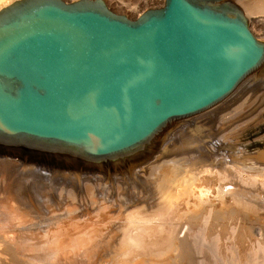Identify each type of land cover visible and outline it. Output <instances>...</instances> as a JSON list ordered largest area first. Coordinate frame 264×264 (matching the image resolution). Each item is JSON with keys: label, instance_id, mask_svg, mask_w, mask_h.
Instances as JSON below:
<instances>
[{"label": "water", "instance_id": "water-1", "mask_svg": "<svg viewBox=\"0 0 264 264\" xmlns=\"http://www.w3.org/2000/svg\"><path fill=\"white\" fill-rule=\"evenodd\" d=\"M249 76L264 42L224 0H165L136 19L103 0L0 9V157L134 179L176 127Z\"/></svg>", "mask_w": 264, "mask_h": 264}, {"label": "bare ground", "instance_id": "bare-ground-1", "mask_svg": "<svg viewBox=\"0 0 264 264\" xmlns=\"http://www.w3.org/2000/svg\"><path fill=\"white\" fill-rule=\"evenodd\" d=\"M75 1H77V0H75ZM225 1H230L231 3H233L234 5H236L237 7H239L241 9L244 18H246L248 21V28L251 31V33L254 35V37L259 42H264V0H224V2ZM10 2H11V0H0V9L7 6V4L8 5L11 4ZM160 2H161V4H163L164 0H161ZM261 83L264 84V79H259V78H256L254 76H249V77L245 78L244 80L239 82V84L234 88V90L229 95H227L220 102H218L217 104L212 106V108L215 107L216 105H217V107H215L213 109L211 108L212 110L209 109L210 111L208 113L205 112L206 114L204 113L203 116L201 115L200 117L198 116V118H192V120H190L189 122H187L185 124V127H196V126H198V128L200 127L202 129H206L209 126V127H211L209 129H212V128H215L214 124L217 123L219 125V129H218L219 131H216L215 143L218 147L220 146V145H218V143L225 145V147H226L225 149L226 150L228 149L227 151H225L226 153L223 152L225 154H222V153L218 154V151L221 152L222 149L221 148L217 149L216 148L217 146L215 147V144H214V147L216 149H214V147H212L213 144H212V146L209 144L211 142L209 137H207V136H203L204 138L201 137L200 134H202V132H203V131H201V133H198L196 135L191 134L194 137L190 136L189 139H186L187 141L182 140L181 141L182 146L186 147L188 149L186 150L185 153H182V154L180 153L179 155H176L175 157H173V155L172 156L164 155V153H165L164 150L162 151L164 153L160 152L162 147L165 145V141H166V138H165L162 145L159 147L157 153L152 158V160L147 162V164L136 168V170L134 169L135 170L134 171V173H135L134 179H136V182H133L132 179L130 178L131 183L129 184L128 182L125 181L126 183L124 185L126 187L135 188V186L137 187V185H135V184L140 183V182L145 180L148 182V184L150 185V188L152 190L151 194L147 193L150 195L149 199L151 202L150 204H152V206H150V204H148L149 207L148 206H147V208L144 207L145 209H141V210L145 211V213L149 212L148 213L149 215H153L154 213H157V215L158 214L169 215L171 213V210L174 208V206H176L180 203L183 204V206H184V204L189 203L187 205L189 208V206H191V204H190V199L188 197L191 198V196H193V195L195 196V194H196V195H198V197L196 196V198H198V200L195 201L196 198L194 199L192 207L189 210L190 216L188 215L189 212L186 209V211L188 212V214H186V215L189 216V219L193 222L196 221L197 223H198L197 220L202 219L203 222H205V224H202V225H205V227L208 226L206 224L211 225L212 228H210V229H211L212 233H214L216 231L221 233L217 229V227H220L222 231L226 230L227 232L230 231V233H232V232L234 233V231H233L234 226H231L233 224V221L224 217V213L234 214L236 212L235 211L236 208L232 209V211L234 210L233 211L234 213H232V212H230L231 210L228 211V209L230 208L227 206L228 204L225 206V203H227L226 201L229 199L227 196L230 197V195H232L234 191L231 189L232 187H230V188L229 187H223V188L221 187V189L219 188L220 191H219V193L217 192L218 193L217 195L215 194L213 196L208 197L210 192L208 194L205 193L206 190L208 191L209 190L208 188L211 187V185H210V187H208V185L210 183H212V181H215L217 179L221 180L224 178L223 177L224 174L223 175L221 174L222 176H220V174L215 173V175L212 176L210 174L211 173L210 172L209 173L210 175H209L208 172L211 169L208 167L209 166L208 164H210L214 161L215 163H213V164L215 165L216 162H219L221 159H223L224 162L227 161L228 163L230 162L231 164L233 161V165H234L233 170L235 169L236 176L240 170H245L244 171L246 173L245 174L246 176H244L245 179H251V181H252V179H257V180L258 179H262V180L264 179V144L259 143L258 144L259 146H258V145L254 144L256 141V138L254 140H253L254 137L251 139L245 138V134H247L248 132H252L255 129L258 131H260V130L263 131V138L259 142L263 143V141H264V88L261 89V91H260V87L263 86V85H261ZM259 84H260V86L257 87V85H259ZM225 99H227V100H225ZM222 101H224V102L221 105H218ZM199 114H197V115H199ZM194 116H196V115H194ZM185 127L183 129H185ZM186 130H188V128ZM217 133H220V134L217 135ZM210 134H211V132L209 134L207 133V135H210ZM179 135H180V131L179 132L177 131L176 133H173V134L169 133L166 137L167 138L170 137L169 138L170 140L172 138H174V140H175L176 138H178ZM258 136H260V134ZM220 137H221V140H220ZM199 144H200V146H199ZM177 145H179V144H177ZM195 146H198V148ZM192 147H195V150L189 149ZM181 149H182V147H181ZM199 151H201V153H199ZM220 163L221 162H219V164ZM177 164H179V165L184 164V165H182V166L178 165L177 166ZM225 164H226V162H225ZM206 166L208 167V169H210L207 172L209 177H207V176L202 177V174H199V173H201L199 171L200 170L202 171V169L206 168ZM211 167H213V166H211ZM224 167H226V166H224ZM214 169H217V168H214ZM218 169H217V172H221V171H218ZM204 171H207V170L205 169ZM224 171L225 170H222V173H224ZM230 171L232 172L231 169H230ZM231 172H228V173H231ZM212 173H213V170H212ZM197 174L201 175V177H197L198 176ZM204 174L205 173H203V175ZM242 174H243V172H242ZM233 175H232V177H233ZM241 175H239L238 177H236V176L235 177L242 179V178H240ZM227 177H229V176H227ZM235 177H233V179ZM120 178L122 179L121 176H120ZM54 179L58 180V182L56 181V183H55ZM102 179L104 180L103 177H100V176H97L94 174L78 176V175L66 173L63 175H58V173H56V174L51 173V172L49 173V171L43 170V169L38 168V167H26V168H24L22 166V164L19 161H17L15 158L12 159V157H0V212H1V214H0V232H3V229L7 228V227H5L6 225H4V223H3L6 221H2L3 220L2 218L4 217V215L6 216L9 213H11L12 209H18V208H20V206L22 208V206L30 205V206H32L31 208H35V209L39 210L38 200L40 198H38L39 197L38 194L43 195L44 200H46V202H47V200L50 201L52 198H57V199L61 198V197L63 199H71L72 197H74L73 199L81 198V197H83L82 194L85 191V189H88V190L94 189L97 191L98 188L104 187L105 183L107 184L108 181L107 182L102 181ZM110 179H112V178H110ZM228 181H229V179H228ZM230 181L228 182L229 184H230ZM111 182H112L111 188H113V189H115L116 187L118 188L119 184H123L120 180H118V178H115V176L111 180ZM263 182H264V180H263ZM57 183H60V185H62L63 183L66 184L67 188L72 186V188H71L72 192H70L71 190L69 192H66L67 190L64 191L63 189H65V188L62 186L63 189L61 187L60 188L64 191V193H62V195H61L58 192L60 195L59 196L55 195L54 191H56L58 189V185H59ZM212 184H214V182ZM215 184H214V186H215ZM218 184H216V185H218ZM223 184L221 183L222 186H225V182H223ZM226 184H227V182H226ZM109 185H111V184L109 183ZM124 185H121V186H124ZM125 186H124V189L126 190ZM215 190L218 191V189H216V187H215ZM215 190H214V193L216 192ZM253 190H255V189H253ZM261 191H262V188H261ZM123 192H122V194H123ZM203 192L205 193V195L207 194V197L203 196L204 195V194H202ZM69 193H72L73 195H71V194L69 195ZM88 193H89V191H88ZM124 194H126V193H124ZM199 194L201 196H199ZM210 195H212V194H210ZM249 195H251V194H249ZM256 195H258V194H256ZM242 196H241V198H242ZM124 197L126 199V196H124ZM131 197L132 196H129L128 198H131ZM202 197H204V198H202ZM243 197H246V196L244 195ZM200 198H202V199H200ZM250 198H253V197L251 196ZM149 199L147 201H149ZM187 199H189V202H187L188 201ZM260 199H263V198H260ZM151 200L154 202L157 201V202L161 203L160 204V203L156 202L157 204H155L153 202L155 204V206L156 205H161V206H159V208L157 206L154 207ZM126 201H124V202L126 203ZM131 201L133 204H135L136 202L137 203L139 202V201L132 200V199H131ZM15 203H17V204H15ZM127 203H129V202H127ZM142 203H144V202H142ZM147 203L148 202H146L144 204L147 205ZM191 203H192V201H191ZM136 205H138V204H136ZM126 206H128V205L126 204ZM143 206L144 205L142 204L141 206H138V207L140 208ZM122 207H120V209ZM136 208H137V206L133 207V208L131 207V210H130V208H127L128 213L122 212V214H123L122 216L125 217L124 219L126 221L125 222L123 220L125 223V224L123 223L124 224L123 227L125 228V230H124L125 232L123 231L124 228H122V231L124 232V234H123L124 237L121 236L123 243H125L124 242L125 240H132V239L138 238L139 234H136L138 231H142L143 233L149 232L147 234H150V232H157L159 234L160 232L163 231V230H159V229H161V227H160L161 223L159 225L154 226V227L149 226L148 227L149 230L147 227H145L143 225H138L137 224V223H139L138 221L143 222L144 219H141L138 217L139 216L138 212L140 209L139 208L136 209ZM226 208H227V210L225 211ZM121 211H123V208L121 209ZM140 214H141V212H140ZM160 215H158V217ZM6 217H8V216H6ZM136 217H138L139 219H137ZM111 218L112 217H108L107 218L108 221H104L105 226H103V229L100 230V232L96 233L92 237H90V234L88 233V231H80V233H76L77 230H72L70 228L68 229L66 227L61 228L60 230H58L59 232H57V233L51 232L48 236L43 234V235L38 237L39 233H34V232H32L30 234H25V235H28V237H31V239H32L31 246H29L30 243L28 245L29 246L28 247L29 249L27 250L28 254H25L27 252L24 251V249H27V247L24 246V244H25V242H23L24 240L21 241V243H15L14 240L18 239V237L14 238V236H12L14 238L13 241L11 238H8L9 235H6V233L8 231L11 232L10 230L14 229L12 227L9 228L10 226L8 225V228L10 230L7 228L5 231H7V230L8 231L5 234H4V232H3V234L0 233V238H1L0 240H2V242H4L3 245L8 244V246L7 245L4 246V247L7 246L5 253H7L9 251V256H7L9 258L7 260H11L10 263H6L7 262L6 261V262H4V264L5 263L6 264H39L36 262L37 257H34V254H36L37 252L39 253V251H40V253L43 252V256L45 258V259L43 258V260L41 261L40 264H115V263H118L119 261H122L121 258L125 255V253H122V255H120L122 257L119 256L120 258L118 260L114 259L115 257L108 258L107 254L109 252L107 251V247H108V245L113 243V241L111 240L112 239L111 236H110L111 239L109 238L111 243L108 242L109 240L107 241V239H105L106 237L104 238V231L106 229H108V232L106 233L107 235L110 232V230L107 226H108V224H110ZM159 218H161V217H159ZM8 219H10V220H8L6 223L11 224L13 222L12 218L9 216ZM118 219H120V218H118ZM61 220L62 219H60L59 222ZM134 220L137 221V223H136L137 226L133 227L134 223L131 225L129 223L131 221H134ZM147 220H145V221H147ZM150 221H152V220H150ZM238 221H239V218H238ZM100 222L103 223V221H100ZM112 222H114V221H112ZM199 222H200V220H199ZM197 223H195V224H197ZM143 224H144V222H143ZM221 224L223 225V227L221 226ZM99 225L101 226L100 223H99ZM128 225H130L128 228H131L129 230H127L128 228L126 227ZM142 227H144V228H142ZM145 228H147V230ZM168 228H170V227H168ZM170 229H171V231L168 230V231L163 232V234L165 233L166 238H165V236H163V237L158 236L157 237V240L159 239L162 241L161 243H164L165 242L164 240H166V239L169 240V242H167V243H170L171 249L166 247V249H169V250L164 251V253L166 252L165 253L166 254L165 259L170 260V257L172 258L171 255L175 251H178L179 249L181 250V246L182 245L186 246V245H184L186 243L190 245V248L192 247L191 250L194 252H191V254L192 253L195 254L194 256L195 257L197 256V259L199 258L198 260L200 263L205 257H210V258L212 257V254L210 252L207 251V252L201 253L202 251L200 248H198V249L195 248L196 245L193 243L192 238L190 239V237H188V236L186 237V235L184 237H181V238L176 237V235H173L172 228H170ZM158 230L160 232H158ZM231 230H232V232H231ZM115 232L116 231H114L113 233L117 236V233H115ZM218 232H216V234H214V237L217 236ZM18 233L20 235L22 232L20 231ZM219 233H218L217 237H219ZM8 234H10V233H8ZM111 235H113V234H111ZM23 237H26V236H23ZM28 237L26 238V240L28 239ZM42 237H44V238H42ZM108 237H109V235H108ZM113 238H114V235H113ZM139 238H140V236H139ZM143 238H144V236H143ZM219 238L215 239L216 241L218 240V242H214V243L211 242L212 245L215 243L216 244L219 243V240H220ZM229 238H230V236H229ZM225 240L223 242L224 244L226 243ZM232 240L233 239L231 237V241ZM114 241H115V239H114ZM257 241H259V240H257ZM146 242H147V239H146ZM138 243H140V242H138ZM138 243L136 242V243H134V245L138 244ZM230 243L228 246H230ZM233 243H235V242L233 241ZM253 244L256 246H254ZM128 245H131V242ZM132 245H133V243H132ZM163 245H165V244H163ZM212 245H211V247H212ZM231 245H232V243H231ZM137 246H140V245L138 244V245H136V247ZM183 246H182V248H183ZM200 246H202V245H200ZM263 246L264 245L261 246L259 242L252 241L251 243H248L247 245L240 247L238 257L240 258V261L242 262V264H264V247ZM4 247H1V245H0V248L3 249ZM237 247H238V245H237ZM63 248H66L67 251H62ZM201 248L203 249V247H201ZM225 248L227 249L230 247H227V245H226V247L224 246L223 249H225ZM230 249H227L226 252L229 250V253H230ZM233 249H232V251L236 250V249H234V250ZM3 250H1V251H3ZM110 250H112V248ZM150 250L151 249H149V251ZM211 250H214V248ZM114 251L115 250H113V252ZM187 252H189V249H187ZM5 253H3V254H5ZM144 253H147V252H144ZM189 254H190V252H189ZM112 255L110 254V256H112ZM198 255H200L202 257V259ZM235 255H237L236 252H235V254L233 253V256H235ZM238 257L236 259L239 260ZM210 258H209V260L212 259V258L211 259ZM234 258L231 257L230 261L235 262ZM209 260H208V262L211 263V261H209ZM147 261H148V259H147ZM230 261L228 262L229 264H230ZM241 262H240V264H241ZM123 263H125V261ZM238 263H239V261H238ZM126 264H127V261H126ZM146 264H148V262ZM212 264H213V262H212ZM235 264H236V262H235Z\"/></svg>", "mask_w": 264, "mask_h": 264}, {"label": "rangeland", "instance_id": "rangeland-1", "mask_svg": "<svg viewBox=\"0 0 264 264\" xmlns=\"http://www.w3.org/2000/svg\"><path fill=\"white\" fill-rule=\"evenodd\" d=\"M13 1H15V0H11L10 3H12ZM63 1L66 2V3H70V2H73L75 0H63ZM104 1L107 4V7L112 12H114L116 14L124 15V16H126L127 18H129L131 20L136 19L139 14H141L142 12H144V11H146L148 9H157V8L163 7L164 2H165V0H164L163 4H161V2H160L161 0H104ZM262 83H261V85H263V86L260 87V91H261V89L264 88V84H262ZM259 86H260V84L257 85V87H259ZM225 100H227V99H225ZM224 101H222L218 105H221ZM215 107H217V105ZM215 107H213V108H215ZM211 108H209V109L212 110L213 108L212 109ZM209 109H207L208 111L205 110L204 112H201L199 115H196V116H193V117L189 118L188 120L183 122L181 125L176 127L174 129L175 131L173 130L174 132L171 131L170 133H172V134L176 133L177 131L178 132L180 131V135L175 140H174V138H172L173 140L172 139L170 140L169 139L170 137L169 138L166 137L165 145L162 147L160 152H162L164 150L165 153L162 152V153H164V155H166V156H169V155L172 156L173 155V157H175L176 155H179L180 153L181 154L185 153L188 148L183 147L181 141L182 140L183 141H187L186 139H189L190 136L194 137L193 135L201 133V131L204 132V133L202 132V134H200L201 137H203V136L209 137V139L211 140V142L209 144L211 146L213 144L212 147H214V144H215V147H216L217 145L215 143V141H216L215 140V137H216L215 134H216V131H219L218 130L219 129V125L217 123L214 124L215 128H212V129H209V128H211L209 126L207 128L205 127L206 129H202L200 127L198 128V126H196V127H185V124L187 122H189L190 120H192V118H198V116L200 117L201 115L203 116L205 112L208 113L210 111ZM184 127H185V129H183ZM187 128H188V130H186ZM210 132H211V134L207 135V133L209 134ZM191 134H193V135H191ZM219 134L220 133H217V135H219ZM259 134H260V136H258ZM245 138H247V139L253 138V140L256 138V141L254 143L255 145H258L259 143L260 144H264V141H263V143L259 142L263 138V131H261V130L258 131V130L254 129L252 132H248L247 134H245ZM220 140H221V137H220ZM177 144H179V145H177ZM218 145H220V146L222 145L223 146V147L222 146L221 147L220 146L216 147L217 149L218 148L222 149L221 152L218 151V154H221V153L225 154L226 153L225 151L228 150V149L227 150L225 149L226 148L225 145L224 144H219V143H218ZM199 146H200V144H199ZM181 147H182V149H181ZM195 147L198 148V146H195ZM195 147H192V148H189V149H194L195 150ZM215 147H214V149H216ZM223 152H225V153H223ZM199 153H201V151H199ZM219 162H221V163L219 164ZM219 162H216V164L214 165L213 163H215V162L213 161L212 163L208 164L209 166L207 165L211 170L208 169V167L206 166V168L202 169L203 172L201 170L199 171V172H201L199 174H202V177L203 176L209 177L210 174L213 176V175H215V173L220 174V176H222L224 174L223 175L224 178L222 177L223 179H221V180L217 179L215 181H212V183L214 182V184L216 182H217L216 184L219 183L218 185L215 184V186H214V184H212V183H210L208 185V187H210V185H211V187L210 188L207 187L209 190L208 191L206 190V192L204 191L207 194L210 192L208 197L209 196H213L215 194L217 195L219 193L221 187L222 188L223 187H229V188L232 187L231 189L234 191L233 194L230 195V197L227 196L230 200L228 199L226 201L227 203H225V206L228 204L227 206L230 207L228 209V211L231 210L230 212H232V213H234L233 212L234 210L232 211V209L236 208L235 209L236 212L234 214H230V213L226 214V213H224V217H226L229 220L233 221V224L231 226H234V229H233L234 233L231 230L232 233H230V231H228L230 233L229 234L226 230L222 231L220 227H217V229L221 233H219L216 230L215 231L219 233V237L222 235L220 238L217 237L218 233H217V236L215 235L216 237H214V234H216V232H214V233L211 232L210 228H212V227H211L210 224H206V225H208L207 227L209 229L207 227H205V225H202V224H205V222H203L202 219H199L200 222H199V220H197L199 224L196 221L193 222V221H191L189 219V216H190V211L189 210L192 207L194 199L196 198V196L198 197V195L195 194V196L193 195V196H191V198L188 197L190 199V204H191V206H189V208L187 206L189 203L188 204H184V206H183V204L180 203V204L174 206V208L171 210V213L169 215H164V214L160 215V214H158V215H160L159 217H161V218H159L157 213H154L153 215H149L148 214L149 212L145 213V211L141 210V209L147 208V206L149 207L148 204L151 203L150 199H149L150 198L149 194H151L152 190H151L150 185L148 184V182L144 180L145 182L142 181L140 183L135 184V185H137L138 188L136 186H135V188L126 187L124 185L126 182H128L129 184L131 183V180H130V178L128 176H126V177H122L121 176L122 179L120 178V176H115V178H118V180H120L123 183V184H119L118 188L116 187L115 189L111 188V186H112L111 180L114 178V176L110 177L112 179H109V180H106V179L103 180L102 179V181H106V182L108 181L107 184L105 183L104 187L98 188L97 191L94 190V189H92V190L85 189V191L82 194L83 197H81V198H75V199H73L74 197H72L71 199H63L62 197L58 198V199L57 198H52L50 201L47 200V202H46V200H44V196L38 194V196H39L38 198H40L38 200L39 210L35 209V208H31L32 206H30V205L22 206V208L20 206V208H18V209H12V212L9 213L6 216H8V217L10 216L12 218L13 222L11 224L6 223L10 219H8V217H6L5 215H4V217L2 216L3 217L2 221H6V222H3L4 225H6L5 227L8 228V225H9L10 226L9 228L12 227L14 229L10 230L8 228L11 232H9L8 230H7L8 231L7 232V231H5L7 228H5V229H3V232H4V234L7 232L6 235H9L8 238H11L12 241L14 240V238L18 237V239L14 240L15 243H21V241L24 240L23 241V242H25L24 246L27 247V249H24V251L27 252V250L29 249L28 247L31 246V244H32V239H31V237H28V235H25V234H30V233L34 232V233H39L38 237L43 235V234L48 236L51 232L57 233V232H59L58 230H60L61 228L66 227L68 229L70 228L72 230H77L76 233H80V231H88V233L90 234V237H92L96 233L100 232V230L103 229V226H105L104 221H108L107 218L108 217H112L111 220H110V224L111 223L112 224L111 225L108 224V226H107L109 228L110 232H111V233L109 232L110 234L108 233L109 237L106 234L108 232V229H106L104 231V238L106 237L105 239H107V241L109 240L108 242H110V239L112 237L111 240L113 241V243L110 242L111 244L109 243L110 245H108V247H107V251L109 252L107 254L108 258L115 257L114 259L118 260L120 257H122L120 255H122V253H125V255L121 258L122 261H119L118 263H115V264H122L124 261H125V263H123V264H126V261H127V264H146L147 262H148V264H208V263L212 264V262H213V264H229L228 262L231 260L230 259L231 257H233V258L235 257L234 261L236 262V264L238 263V261H239L238 264H240L241 261H240V258L238 257L239 256L238 253H239L240 247H243V246L247 245L248 243H251L252 241L259 242L261 246L264 245V182H263L264 179L263 180L262 179H258V180L257 179H252L253 182L251 181V179H245L244 178V176H246L245 175L246 173L244 172L245 170H240L241 171V172L239 171L240 174L238 173L237 176H236V171H235V169L233 170V168H234L233 161H232V164L230 162L228 163L227 161H225L226 164L228 163L227 164L228 166L230 165L229 167L225 164L223 159H221ZM178 165L179 164H177V166ZM182 165H184V164H180L179 166H182ZM210 165L213 166V167L215 166L214 168H217V169L219 168L220 170L218 169V171H221V172H217V169H214ZM224 166H226V167H224ZM205 169L207 171H204ZM230 169L232 170V172L230 171ZM43 170H45V169H43ZM208 170H210V171L208 172ZM212 170H213V173H212ZM222 170H225L227 173L228 172H231V173H228L229 174L228 175L225 171H224V173H222ZM46 171H49V170H46ZM50 172L54 173L52 171H49V173ZM207 172H208V174L210 172L211 173L208 175ZM242 172H243V174H242ZM203 173H205V174L203 175ZM63 174H66V173H58V175H63ZM199 174H197L198 175L197 177H201V175H199ZM82 175H90V174H82ZM82 175H78V176H82ZM94 175H96V174H94ZM232 175H233V177H235V176L238 177L239 175H241L240 178H242V179H239V178H236V177H235L236 179L235 178L233 179ZM97 176H99V175H97ZM227 176H229V177H227ZM226 177L229 179V181L231 180L230 184L228 183L229 181H228V179ZM54 180H55V183H56V181L58 182V180H56V179H54ZM132 181L136 182V179H132ZM219 181L222 184H223V182H225V186H222ZM226 182H227V184H226ZM109 183L111 185H109ZM57 184H59V185H58V189L56 191H54L55 195H57V196H59L60 194L62 195V193H64L65 190H67L66 192H69L70 190H71L70 192H72V189H71L72 186L67 188V185L64 184V183L63 184L61 183L62 185H60V183H57ZM121 185H124L126 187V190L124 189V186H121ZM62 186L65 189H63ZM215 187H216V189H218V191L215 190ZM261 188H262V191H261ZM253 189H255V190H253ZM214 190L216 191L215 193H214ZM88 191H89V193H88ZM122 192H123V194L124 193H126V194L123 195ZM204 192L202 193V194H204L203 196L207 197V194L205 195ZM147 193H149V194H147ZM248 193L251 194V195H249ZM70 194L73 195L72 193H69V195ZM200 194H199V196H201ZM210 194H212V195H210ZM256 194H258V195H256ZM242 195L243 196L245 195L246 197H243ZM124 196H126V199H125ZM129 196H132L133 198L132 197L128 198ZM241 196H242V198H241ZM251 196L253 198H250ZM202 198H204V197H202ZM202 198H200V199H202ZM260 198H263V199H260ZM131 199L139 201V202L137 203L135 201L136 203L133 204ZM148 199H149V201H147ZM189 199H187L188 200L187 202H189ZM197 200H198V198H196L195 201H197ZM124 201H126V203ZM191 201H192V203H191ZM127 202H129V203H127ZM142 202H144V203L148 202V203H147V205H145ZM153 202L154 201H152V203ZM156 202L157 201H155L154 203L155 204L160 203V202H157V203ZM141 203L144 206L139 208L138 206H141L142 205ZM154 203H153L154 207L157 206L159 208V206H161V205H156L155 206ZM15 204H17V203H15ZM126 204L128 206H126ZM136 204H138V205H136ZM136 206H137L136 209H138V208L140 209L139 212H138L139 213L138 217L141 218V219H144V221H143L144 224L141 221H138L139 223H137V221L134 220V221H131L129 223L130 225L134 223L133 227L137 226V224H138V225H143V226L148 228L149 226L154 227V226L159 225L161 223L160 224L161 229H159V230H163V231L160 232L158 230V232H160L159 234L157 232H150V234H147L149 232L143 233L142 231H138L136 234H139L140 238L138 236V238H136V239L125 240L124 241L126 243L125 244V243H123V241L121 239V236H123V234L125 232L124 231L125 228L123 227V225L125 224L124 223V221H125L124 218L125 217L122 216L123 215L122 212L128 213L127 212V208H130V210H131V207L133 208V207H136ZM150 206H152V204H150ZM120 207L123 208V211H121L122 208L120 209ZM227 208L225 209V211L227 210ZM186 209L189 212V214L186 211ZM140 212H141V214H140ZM0 214H1V212H0ZM186 214H188L189 216L186 215ZM138 217H136V218L139 219ZM118 218H120V219H118ZM238 218H239V221H238ZM60 219H62V220L59 222ZM145 220H147V221H145ZM150 220H152V221H150ZM100 221H103V223L100 222ZM112 221H114V222H112ZM99 223L101 224V226L99 225ZM195 223H197V224H195ZM130 225H128L126 227L128 228ZM221 226L223 227L222 224H221ZM168 227L172 228L173 235H176V237H180L181 238V237H184L186 235V237L188 236V237H190V239L192 238L193 243L196 245L195 248H197V249L200 248L201 251H202L201 253L207 252V251L210 252L212 254L211 258L213 260L210 257H205L200 263L199 260H198L199 258L197 259V256L196 257L194 256L195 254H193V253L191 254V252H194V251L191 250L192 247L190 248V245L187 244V243L184 244L187 247L182 245L183 248L181 246V250L179 249L178 251H175L171 255L172 258L170 257V260L169 259H165V256H166L165 253L166 252L164 253V251H168L169 249H171L170 243H167V242H169V240L166 239V240H164L165 242L163 241L164 243H161L162 241L159 240V239H158L159 240L158 241L157 237L158 236L159 237L165 236V233L163 234L164 231H168V230L171 231V229L168 228ZM122 228H124L123 229L124 232L122 231ZM142 228H144V227H142ZM147 228H145V229L147 230ZM129 229H131V228H128L127 230H129ZM111 230L113 232L116 231L115 233H117V236ZM148 230H149V228H148ZM20 231L22 232L21 233L22 235L21 234L19 235L18 232H20ZM3 232H0V233L3 234ZM8 233H10L11 235L8 234ZM111 234L114 235V238H113V235H111ZM12 236H14V238ZM23 236H26V237H23ZM143 236H144V238H143ZM229 236H230V238H229ZM27 237H28V239L26 240ZM231 237L233 239L232 241H231ZM42 238H44V237H42ZM165 238H166V236H165ZM218 238L220 239L219 243H217V244L215 243L216 245L213 244L214 245L213 246L212 243L218 242V240L217 241L215 240V239H218ZM114 239H115L116 242L114 241ZM146 239H147V242H146ZM224 240L227 243V244L225 243L227 245V247L231 248V249L227 248V249H230V253H229V250L226 252V250H227L226 248L223 249L224 246L226 247V245L223 243ZM257 240H259V241H257ZM233 241L235 243H233ZM130 242H131V245H128ZM136 242L137 243L140 242V243H138L140 246L136 247V245H138V244L134 245V243H136ZM230 242L232 243V245H231ZM0 243H1L0 244L1 247H4L5 245L8 246V244H4L3 245L4 242H2V240H0ZM29 243H30V245H29ZM132 243H133V245H132ZM229 243H230V246H228ZM163 244H165V245H163ZM236 244L238 245V247H237ZM200 245H202V246H200ZM211 245H212V247H211ZM254 246H256V245H254ZM6 247L3 248L4 250L2 248H0V251L3 250V251L0 252V259L1 258L3 259V260L2 259L0 260V264L1 263L4 264V262H6V261H7L6 263H10L11 262V260H7L9 258V257H7V256H9V251L7 250L8 252L5 253V251L7 249ZM166 247L169 248V249H166ZM201 247H203V249ZM111 248H112V250H110ZM213 248H214V250H211ZM233 248L236 249V250H234ZM149 249H151L152 251L151 250L149 251ZM187 249H189L190 254H189V252H187ZM232 249L234 251H232ZM113 250H115V251L113 252ZM62 251H67V250H66V248H63ZM144 252H147V253H144ZM235 252L237 253V255L233 256V253L235 254ZM3 253H5V254H3ZM39 253H40V251H39ZM39 253L37 252L36 254H34V257H37L36 262L40 264L41 261L43 260L44 256H43V252H41L40 254ZM25 254H28V252L25 253ZM110 254L111 255L113 254V255L110 256ZM198 256L202 259V257L200 255H198ZM237 257L239 258V260L236 259ZM209 258L211 260H209ZM147 259H148V261H147ZM208 260L211 261V263L208 262ZM235 262L230 261V264H235ZM241 264H242V262H241Z\"/></svg>", "mask_w": 264, "mask_h": 264}]
</instances>
